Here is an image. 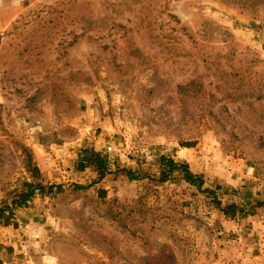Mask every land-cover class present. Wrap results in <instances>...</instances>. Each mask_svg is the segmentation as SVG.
Masks as SVG:
<instances>
[{
  "label": "rangeland",
  "instance_id": "1",
  "mask_svg": "<svg viewBox=\"0 0 264 264\" xmlns=\"http://www.w3.org/2000/svg\"><path fill=\"white\" fill-rule=\"evenodd\" d=\"M0 264H264V0H0Z\"/></svg>",
  "mask_w": 264,
  "mask_h": 264
},
{
  "label": "trees",
  "instance_id": "2",
  "mask_svg": "<svg viewBox=\"0 0 264 264\" xmlns=\"http://www.w3.org/2000/svg\"><path fill=\"white\" fill-rule=\"evenodd\" d=\"M76 166L79 170H83L87 166L94 167L95 170L97 171V181L102 180V178L105 176L108 170L107 159L99 151L92 148H84L80 151ZM160 167H161L160 177H159L160 181H166L171 176V174H173L174 172H178L179 174L182 175V179L186 183L193 185L198 189H202V186L204 184L202 176L200 174L191 171L187 163L176 161L173 158L161 155ZM127 175L131 179L135 178L132 175H130V171H127ZM26 186L27 189L19 194V199L18 201H16L17 204H19L18 206L25 205L26 202L34 195L35 190H39L41 193L44 192L45 190L44 187L39 184L33 185L32 183H26ZM51 189L52 186H49L48 190ZM58 190L59 191L61 190L60 187H58ZM229 208H232L233 211L234 205L230 204L227 207H224L222 211L225 214H227Z\"/></svg>",
  "mask_w": 264,
  "mask_h": 264
},
{
  "label": "crops",
  "instance_id": "3",
  "mask_svg": "<svg viewBox=\"0 0 264 264\" xmlns=\"http://www.w3.org/2000/svg\"><path fill=\"white\" fill-rule=\"evenodd\" d=\"M194 172H197V171H194ZM201 172V171H200Z\"/></svg>",
  "mask_w": 264,
  "mask_h": 264
}]
</instances>
